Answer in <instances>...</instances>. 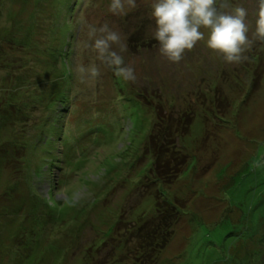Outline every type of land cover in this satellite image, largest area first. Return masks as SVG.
Listing matches in <instances>:
<instances>
[{
	"label": "rangeland",
	"instance_id": "obj_1",
	"mask_svg": "<svg viewBox=\"0 0 264 264\" xmlns=\"http://www.w3.org/2000/svg\"><path fill=\"white\" fill-rule=\"evenodd\" d=\"M154 2L114 15L111 0H0V264H264L258 0H227L247 10L254 40L240 64L207 48V30L170 62L153 38ZM105 23L126 43L123 53L112 47L135 82L77 47L88 25ZM92 62L100 76L90 86L75 68ZM138 91L166 110L192 111L179 138L187 163L172 185L151 175L155 110ZM155 191L184 201L160 251L144 240Z\"/></svg>",
	"mask_w": 264,
	"mask_h": 264
},
{
	"label": "clouds",
	"instance_id": "obj_2",
	"mask_svg": "<svg viewBox=\"0 0 264 264\" xmlns=\"http://www.w3.org/2000/svg\"><path fill=\"white\" fill-rule=\"evenodd\" d=\"M126 5L129 10L137 7L136 0H111L109 11L126 15ZM151 7L155 20L153 38L159 44L160 53L170 62H180L186 51L205 40L203 30H207V48L220 54L226 63L240 64L248 60L244 53L251 49L254 40L249 39L247 10L243 6L233 7L227 0H221L219 5L217 0H155ZM230 7V12L224 11ZM84 22L82 19L81 23ZM253 37L264 41V0H258ZM113 45H119L120 53L127 51L120 34L105 23L99 28L88 25L87 40L79 41L77 47L96 53V59L113 68L117 77L135 82L134 67L125 64L124 57L113 50ZM75 71L79 81L90 86L100 76L95 62L87 66L77 64ZM255 166L260 167L261 163L257 161Z\"/></svg>",
	"mask_w": 264,
	"mask_h": 264
},
{
	"label": "trees",
	"instance_id": "obj_3",
	"mask_svg": "<svg viewBox=\"0 0 264 264\" xmlns=\"http://www.w3.org/2000/svg\"><path fill=\"white\" fill-rule=\"evenodd\" d=\"M138 96L155 110V121L148 137V149L153 157L151 175L154 181L159 180L166 185H172L182 173L187 163V155L179 144V138L189 131L192 122L191 109H164L161 104H151L146 95L138 91ZM155 215L147 218L143 224H148L144 240H150L147 247L156 251L164 249L174 233V226L180 222L183 208L179 201L168 202L155 191ZM178 201V202H177ZM183 201V200H182ZM184 202V201H183ZM163 232L165 238L159 241L156 232ZM143 247V246H141ZM153 250V251H154ZM151 258L147 264L151 263Z\"/></svg>",
	"mask_w": 264,
	"mask_h": 264
},
{
	"label": "crops",
	"instance_id": "obj_4",
	"mask_svg": "<svg viewBox=\"0 0 264 264\" xmlns=\"http://www.w3.org/2000/svg\"><path fill=\"white\" fill-rule=\"evenodd\" d=\"M181 200H183V198H180Z\"/></svg>",
	"mask_w": 264,
	"mask_h": 264
}]
</instances>
